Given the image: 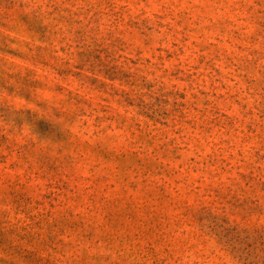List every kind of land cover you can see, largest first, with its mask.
Segmentation results:
<instances>
[{"label": "rangeland", "instance_id": "1", "mask_svg": "<svg viewBox=\"0 0 264 264\" xmlns=\"http://www.w3.org/2000/svg\"><path fill=\"white\" fill-rule=\"evenodd\" d=\"M0 264H264V0H0Z\"/></svg>", "mask_w": 264, "mask_h": 264}]
</instances>
